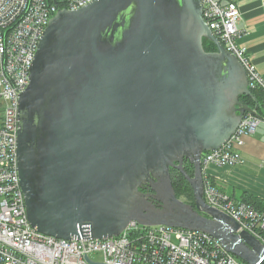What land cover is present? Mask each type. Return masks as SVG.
<instances>
[{"label":"water","instance_id":"obj_1","mask_svg":"<svg viewBox=\"0 0 264 264\" xmlns=\"http://www.w3.org/2000/svg\"><path fill=\"white\" fill-rule=\"evenodd\" d=\"M258 109L200 0H94L59 10L18 98L27 220L61 240H107L133 222L202 232L243 264H264V246L203 197V154L221 148L245 114L264 121ZM171 170L187 181L193 206L176 197Z\"/></svg>","mask_w":264,"mask_h":264},{"label":"built area","instance_id":"obj_2","mask_svg":"<svg viewBox=\"0 0 264 264\" xmlns=\"http://www.w3.org/2000/svg\"><path fill=\"white\" fill-rule=\"evenodd\" d=\"M94 0H0V264H243L208 234L130 223L107 240H61L33 229L26 217L16 156L18 98L29 84L42 34L59 10L76 11ZM202 17L223 47L244 68L250 90L264 80L240 44L237 0H200ZM261 120L245 114L231 138L202 156V166L235 167L244 139ZM205 176V175H204ZM204 201L236 221L264 246V214L220 192L204 179ZM91 255L100 259H92Z\"/></svg>","mask_w":264,"mask_h":264},{"label":"crops","instance_id":"obj_3","mask_svg":"<svg viewBox=\"0 0 264 264\" xmlns=\"http://www.w3.org/2000/svg\"><path fill=\"white\" fill-rule=\"evenodd\" d=\"M240 11L239 42L246 47L250 61L264 80V0H237ZM258 112L264 117V104ZM241 163L235 167L208 165L203 172L214 187L236 200L242 193L264 200V121L254 135L244 139Z\"/></svg>","mask_w":264,"mask_h":264},{"label":"trees","instance_id":"obj_4","mask_svg":"<svg viewBox=\"0 0 264 264\" xmlns=\"http://www.w3.org/2000/svg\"><path fill=\"white\" fill-rule=\"evenodd\" d=\"M203 46L206 52H211L215 50L213 44L208 41H204ZM251 92L257 98L258 104L260 103L264 104V92L260 90H251ZM240 101L251 108L255 107V102L251 98L243 96L240 98ZM185 170L188 174L192 173L191 166L188 164L185 166ZM171 178H172V185L176 193V197L178 199L184 198L183 201L184 203L193 206L194 203H193L192 190L188 185V183L186 182V180L184 179L183 175L176 170H171ZM208 180L211 181V179ZM238 201L249 204L257 212L264 214V200L251 194L242 193V198Z\"/></svg>","mask_w":264,"mask_h":264},{"label":"flooded vegetation","instance_id":"obj_5","mask_svg":"<svg viewBox=\"0 0 264 264\" xmlns=\"http://www.w3.org/2000/svg\"><path fill=\"white\" fill-rule=\"evenodd\" d=\"M187 165V163H185V166ZM172 179V178H171ZM204 179H205V176H204ZM187 182V181H186ZM142 193H144V194H151L152 192H151V189H150V187L148 186V185H146V186H144L143 188H142Z\"/></svg>","mask_w":264,"mask_h":264},{"label":"rangeland","instance_id":"obj_6","mask_svg":"<svg viewBox=\"0 0 264 264\" xmlns=\"http://www.w3.org/2000/svg\"><path fill=\"white\" fill-rule=\"evenodd\" d=\"M0 116H1V109H0ZM180 200L183 202L184 201V198H181ZM91 258L92 259H96V260L97 259H100V257L99 256H96V255H91Z\"/></svg>","mask_w":264,"mask_h":264}]
</instances>
